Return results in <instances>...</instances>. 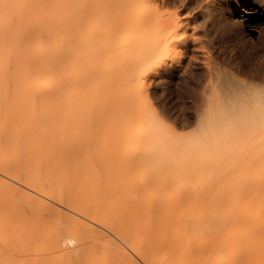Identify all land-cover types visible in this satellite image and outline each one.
Returning a JSON list of instances; mask_svg holds the SVG:
<instances>
[{
	"label": "bare ground",
	"instance_id": "bare-ground-1",
	"mask_svg": "<svg viewBox=\"0 0 264 264\" xmlns=\"http://www.w3.org/2000/svg\"><path fill=\"white\" fill-rule=\"evenodd\" d=\"M238 1L0 0V264H264V57L207 53ZM192 61L185 133L152 96Z\"/></svg>",
	"mask_w": 264,
	"mask_h": 264
},
{
	"label": "rangeland",
	"instance_id": "rangeland-1",
	"mask_svg": "<svg viewBox=\"0 0 264 264\" xmlns=\"http://www.w3.org/2000/svg\"><path fill=\"white\" fill-rule=\"evenodd\" d=\"M262 2L264 3V0H262ZM262 2L261 0L260 2L257 0H239L237 5L233 9L232 5L228 2H222L223 5H220V10L224 18L223 22L225 24H228L226 25V27L229 26V30L225 32L224 29H213L212 33H214L215 31L216 33L212 34V37L214 39L210 36L212 40L207 49V53L212 57V62L215 65L219 66V70L217 72L219 79H222L229 73H232L234 76L242 78L243 80L246 79V81L248 80L249 82H259L260 77H258L259 74L257 72L255 73L256 70L253 63L255 61V57L256 59L257 57L259 59L264 57V52L261 51L264 50L262 46V44L264 43L261 42L262 40H264V4ZM200 17L201 16H199V18ZM191 31L192 30H188V32ZM196 34L200 35L201 33L197 32ZM256 45H258V47H256ZM256 48L261 50L257 51ZM238 52L239 54H237ZM251 53H254V55H252ZM237 55H240V57H238ZM196 62L197 61H192L191 66L188 69V74L186 73V76H184L187 80H185L184 77H181L182 82L181 78H178L179 80L177 79L170 84V88L172 90H170V94H164L165 96L161 94L160 92L162 90V86L161 84H159V86H156V88H158L156 90L160 91L158 93H160L161 95L157 93L156 96H152V100L155 106L158 108V112H160L159 114L164 118V120L176 125L181 132L185 133L193 130L197 126L198 115L197 113H194V110H192L194 104L197 101L195 100L197 99V95H195L194 93L198 94L197 89L205 80V75H203V72L205 73V68L201 62ZM245 64H247V66ZM192 65L195 67L193 68ZM239 67L242 71L239 69ZM247 68L248 70L250 69L249 72L247 71ZM253 73L255 74V76L253 75ZM189 74H191L190 77ZM250 77H252L253 81H250ZM163 80L164 82H166L167 79L163 77ZM176 81L178 82V85L176 84L175 86ZM158 96L162 97L160 98ZM187 106L188 108H190L187 109ZM181 107L184 110H182ZM185 109L187 110L185 111Z\"/></svg>",
	"mask_w": 264,
	"mask_h": 264
}]
</instances>
